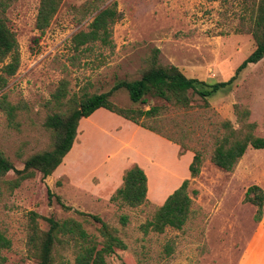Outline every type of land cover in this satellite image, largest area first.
Wrapping results in <instances>:
<instances>
[{"label":"rangeland","instance_id":"374dc122","mask_svg":"<svg viewBox=\"0 0 264 264\" xmlns=\"http://www.w3.org/2000/svg\"><path fill=\"white\" fill-rule=\"evenodd\" d=\"M113 1L121 17L111 27L112 44L97 41L75 49L72 35ZM39 2L14 0L3 13L16 36L19 66L0 80V151L17 169L29 155L50 148L52 133L44 122L58 111L53 93L61 81L63 101L108 91L118 80L139 78L154 48L160 64L208 82L225 81L255 47L249 26L259 0H102L96 7L88 0H61L43 32L35 27ZM8 61H0V76ZM110 99L119 107L159 110L135 123L99 108L79 120L73 150L52 174L42 178L37 171L14 189L0 181V233L10 241L8 248L0 247V264H38L27 245L30 211L39 215L43 230L45 217H72L96 236L99 224L76 211L99 215L126 245L106 264H264V207L257 220L256 207L244 200L250 185L264 190V149L248 147L230 172L209 160L221 122L238 125L235 105L249 110L254 134L264 137V59L248 64L212 96L194 95L189 108L150 94L146 102H133L124 88ZM4 104L13 107L11 115ZM197 151L200 170L191 177L188 165ZM134 164L147 176L146 203L111 201ZM14 177L11 170L1 178ZM185 179L192 201L182 227L144 231L141 225ZM57 196L72 209H63ZM55 256L73 264L71 249L59 246Z\"/></svg>","mask_w":264,"mask_h":264},{"label":"trees","instance_id":"16d2710c","mask_svg":"<svg viewBox=\"0 0 264 264\" xmlns=\"http://www.w3.org/2000/svg\"><path fill=\"white\" fill-rule=\"evenodd\" d=\"M12 1L14 0H0V61L9 58V61L2 66L5 76H0V80L3 82L13 75L19 66L16 36L3 17L5 9ZM98 1L102 0H88V6L96 7ZM60 3L61 0H40L35 19V27L39 31L43 32L49 25ZM120 17L121 13L117 10L115 1L98 9L88 28L72 35V45L75 49L97 41L104 45H111V27ZM249 32L255 41V47L236 67L234 75L225 81L208 82L187 76L176 65L160 64L158 48L153 49L139 78L131 81L118 80L108 91L90 94L83 92L68 101H63L66 96V83L61 81L53 93L58 111L49 115L44 122V126L52 133L50 148L29 155L23 161L21 169L15 168L13 163L0 151V181L7 184L8 188L14 189L37 171L40 172L42 178L52 174L71 150L79 120L89 117L99 108H105L135 123H139L138 119L141 117L155 116L158 113V106H150L146 110L116 106L110 97L120 88L128 92L133 102H146V95L150 94L165 100L172 106L181 108L191 107L194 95L206 99L226 88L235 79L236 74L248 64L264 59V0L258 2ZM3 108L11 115L13 107L4 104ZM62 108L66 109L62 110ZM234 112L238 125L235 126L227 119L221 122L223 132L215 137L214 146L209 155V160L216 167L228 172L234 169L248 147L264 149V137L255 135V123L248 121L249 110L235 105ZM9 120L14 121V119ZM201 161V153L195 152L188 165L191 177L199 173ZM11 170L14 171L15 177L7 181L2 180L1 177ZM188 181V179L183 180L157 207L152 218L141 225L144 231L163 232L168 226L182 227L190 213L192 201L187 192ZM47 193L49 197L53 196L49 189ZM56 200L63 209H72L58 196ZM110 200L130 207L146 203L147 176L145 171L137 164L128 168L123 174L121 186L115 190ZM244 200L256 207L255 217L259 220L264 207V190L259 185H250L245 192ZM76 212L99 224L97 236L89 233L82 222L72 217L63 219L45 217L48 228L43 230L39 226V215L34 211L28 213L27 245L38 264H65L66 260H56L55 250L59 246L65 250L71 249L74 256L73 264H106V258L112 255L115 249H125L126 245L117 235V230L109 226L99 215L83 211ZM9 246V239L0 233V247L8 248Z\"/></svg>","mask_w":264,"mask_h":264},{"label":"bare ground","instance_id":"6f19581e","mask_svg":"<svg viewBox=\"0 0 264 264\" xmlns=\"http://www.w3.org/2000/svg\"><path fill=\"white\" fill-rule=\"evenodd\" d=\"M73 150V148H71V150L66 154V156L71 152ZM65 156V157H66ZM175 184V183H174ZM174 184L172 183V185H170L169 187H172V186H174ZM153 191V190H152Z\"/></svg>","mask_w":264,"mask_h":264},{"label":"crops","instance_id":"0c3cea01","mask_svg":"<svg viewBox=\"0 0 264 264\" xmlns=\"http://www.w3.org/2000/svg\"><path fill=\"white\" fill-rule=\"evenodd\" d=\"M147 190H148V186H147ZM262 233H264V230L262 231ZM243 264H248V263L246 262V263H243Z\"/></svg>","mask_w":264,"mask_h":264}]
</instances>
